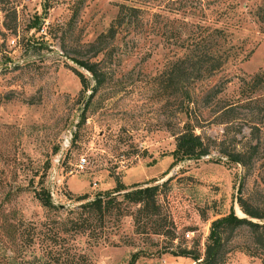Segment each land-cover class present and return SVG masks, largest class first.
<instances>
[{
	"label": "rangeland",
	"instance_id": "1",
	"mask_svg": "<svg viewBox=\"0 0 264 264\" xmlns=\"http://www.w3.org/2000/svg\"><path fill=\"white\" fill-rule=\"evenodd\" d=\"M122 3L139 10L112 37ZM190 49L228 58L211 73L179 62V79L173 64ZM70 56L104 72L84 108L95 82ZM187 120L214 147L176 161ZM249 144L248 168L220 151ZM241 180L264 209V0H0V264H194L175 252L202 253L211 220L240 215ZM117 183L113 193L159 183L160 215L136 222L138 204L122 196L104 215L84 211ZM44 190L54 205L36 197ZM228 244L256 253L235 247L225 264H264L246 227Z\"/></svg>",
	"mask_w": 264,
	"mask_h": 264
},
{
	"label": "trees",
	"instance_id": "2",
	"mask_svg": "<svg viewBox=\"0 0 264 264\" xmlns=\"http://www.w3.org/2000/svg\"><path fill=\"white\" fill-rule=\"evenodd\" d=\"M12 9H15L14 6ZM126 9L132 12L139 10V8L135 6H127L123 3L120 4L117 15L115 17V23H112L107 31V33L112 37H114L117 32V28H115V25H117L118 27L126 20ZM215 29L216 31H218L217 28ZM100 35H103V33H100ZM102 49L103 46H100V50L98 51H101ZM222 51H220L219 53H197L196 50L190 49V51L187 52L186 56L174 62L173 67L176 69L175 71H177L179 79L181 75L185 73V71L183 70L184 68H182L181 70L178 69L179 62H187L190 66L193 67L197 63L199 65H202L209 62V73H211L220 69L228 58V55L225 54L224 56ZM70 57L74 62L84 68L85 71H87V73L90 74L94 79L95 85L91 93L92 96L97 86L101 85V83L103 82L104 72L102 70V66H99L97 61L89 60V58H79L77 56ZM199 65L198 69L200 68ZM76 74L78 75L83 88L88 87V79L86 73L77 70ZM169 79L171 82L172 78ZM186 101H191L190 94L187 95ZM175 140V147L172 150V153L176 161L184 158L200 157L202 155L208 154L211 148L214 147L215 143L214 138L208 135L204 136L201 133H197L191 120L186 122L185 126L181 130L175 132ZM255 149V144H249L246 149L227 150L225 148H220V151L224 153L226 158L230 161L238 162L244 167L248 168L251 166L255 157ZM242 184L243 183L241 180L239 182L238 194L236 199L239 208L244 214L240 216L237 215L234 211H230L227 214L212 219L210 222L209 231L204 242V251L202 253L199 250L184 247L175 252L176 254L190 256L195 260L194 264H225L227 253L235 247L248 250L251 254L256 253L255 250H253L249 245L246 244H235L234 246L232 244H228L230 239L233 237L235 230L239 229L240 227H246L249 230L254 244L263 245L264 243V236L259 229L260 227H264V209L254 204L252 201L241 194L240 189ZM131 186L132 188L129 190H125L121 193H113L114 191H120L124 188L123 184L117 183L112 191L98 193L94 198L88 199L85 202H81L80 205L84 208V211L104 215L105 213L111 212L113 208L118 209L120 207L119 204L121 198L119 197L122 196L128 201L138 204L135 213L136 222L142 216L147 218H151L152 216H159L160 205L157 201L159 183L144 186L139 183H134ZM35 195L44 206L54 205L50 200L49 194L46 190L42 192L36 191ZM87 197V193H82L77 196V199L85 200ZM76 220L69 218L68 221L72 222V224L75 225ZM34 226L35 225H33V228L36 229V226ZM155 228L156 229L154 231L158 232L159 230L157 229V227ZM33 233L35 235V232ZM133 259L134 258H132L130 262H132ZM64 264H79V262L71 257L66 258Z\"/></svg>",
	"mask_w": 264,
	"mask_h": 264
},
{
	"label": "built area",
	"instance_id": "3",
	"mask_svg": "<svg viewBox=\"0 0 264 264\" xmlns=\"http://www.w3.org/2000/svg\"><path fill=\"white\" fill-rule=\"evenodd\" d=\"M9 42L15 44V37L12 36V37L9 39ZM86 162H87V160H86L85 156H81V157L79 158V161L76 163V165H77V167H79V168H83V166H84V164H85ZM186 235H189L188 232H187Z\"/></svg>",
	"mask_w": 264,
	"mask_h": 264
},
{
	"label": "water",
	"instance_id": "4",
	"mask_svg": "<svg viewBox=\"0 0 264 264\" xmlns=\"http://www.w3.org/2000/svg\"><path fill=\"white\" fill-rule=\"evenodd\" d=\"M93 89H94V86L92 85V86H91V89L89 90V92H88V94H87V96L83 99V101H82V107H83V108L86 106V103H87V101L89 100V98H90V96H91V93H92Z\"/></svg>",
	"mask_w": 264,
	"mask_h": 264
},
{
	"label": "bare ground",
	"instance_id": "5",
	"mask_svg": "<svg viewBox=\"0 0 264 264\" xmlns=\"http://www.w3.org/2000/svg\"><path fill=\"white\" fill-rule=\"evenodd\" d=\"M239 213H240V215H243L244 214L241 210H239Z\"/></svg>",
	"mask_w": 264,
	"mask_h": 264
}]
</instances>
